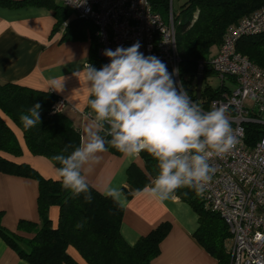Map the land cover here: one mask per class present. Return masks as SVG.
<instances>
[{"label": "trees", "instance_id": "1", "mask_svg": "<svg viewBox=\"0 0 264 264\" xmlns=\"http://www.w3.org/2000/svg\"><path fill=\"white\" fill-rule=\"evenodd\" d=\"M148 1L153 11L166 19L169 0ZM0 6L45 7L52 11L56 19L55 28L69 26V21H66L71 16L70 10L54 0H0ZM260 9H264V0H187L177 16L173 12L180 59L179 77L195 102L207 105L224 89H228V84L212 72L210 59L221 46L228 26ZM74 19L79 20L75 17ZM92 37L96 39L95 30ZM96 48L97 41L92 43L88 64L99 69L103 64L97 57ZM236 52L264 69V32L240 37ZM199 64H203L205 75L201 95L197 99L195 89ZM212 77L218 78L216 87L209 83L208 79ZM57 99L52 92L32 89L17 83H0V111L21 130L25 145L31 154L42 156L59 168L60 165L51 158L57 154L70 153L79 146L81 137L69 116L55 109ZM36 103L41 105V123L25 128L20 121V114L26 113ZM88 110L90 109L87 106ZM261 131L254 124L245 125V142L249 147L259 139ZM99 134L106 140L110 139L107 132L99 130ZM108 150L117 156L122 154L111 146ZM0 153L16 157L21 155L14 132L1 116ZM139 156L143 160V168L131 164L127 169V183L136 191L147 186L158 173L156 160L146 152H141ZM0 173L33 179L38 184L36 207L39 223L20 220L17 232H12L1 225L3 212L0 211V236L30 264H79L68 254V248L75 249L85 264H152V260L160 253L161 241L169 232V223H160L141 236L134 245H129L120 234L123 207L113 197L103 195L91 184L92 199L88 203L83 194L73 197L68 190L63 189L60 179H45L28 164L15 163L2 154ZM175 196L189 204L197 214L199 226L195 238L199 244L217 264H228L226 242L230 234L222 219L204 207L193 188H180ZM51 206H57L59 209L55 226L48 216ZM78 223H82L83 227L78 228Z\"/></svg>", "mask_w": 264, "mask_h": 264}, {"label": "crops", "instance_id": "2", "mask_svg": "<svg viewBox=\"0 0 264 264\" xmlns=\"http://www.w3.org/2000/svg\"><path fill=\"white\" fill-rule=\"evenodd\" d=\"M54 1L65 6L64 0ZM70 14L67 28H55L56 19L45 7L0 6V83H17L54 93L65 101L61 111L69 116L82 137L86 127L95 129L87 115L89 88L85 71L92 43L96 41L92 37L95 28L91 23L75 20ZM0 116L14 132L21 155L0 154L15 163L28 164L45 179H59L57 167L48 159L31 154L21 130L1 111ZM131 164L144 166L140 156L127 157L123 153L117 156L107 150L83 168L89 184L103 195L113 197L109 190L118 189L124 210L120 234L125 242L134 245L160 223L168 222L169 232L161 241L160 253L152 264H217L195 238L199 224L191 206L176 196L161 202L149 193L134 190L127 183V169ZM37 194L35 180L0 173L1 225L17 232L20 220L39 223ZM58 213L57 206L49 208L53 226ZM67 252L79 264H85L75 249L68 248ZM0 264L30 263L0 236Z\"/></svg>", "mask_w": 264, "mask_h": 264}, {"label": "clouds", "instance_id": "3", "mask_svg": "<svg viewBox=\"0 0 264 264\" xmlns=\"http://www.w3.org/2000/svg\"><path fill=\"white\" fill-rule=\"evenodd\" d=\"M140 47L137 41L129 47L105 49L103 55L109 63L99 69L86 65L88 115L95 129L86 127L78 147L51 158L60 165L56 171L62 188L73 197L83 194L88 203L92 197L83 168L109 146L127 157L146 152L157 161V175L138 191L164 202L174 199L180 188L202 192L214 172L210 161L226 155L235 145L226 110H202L173 79L179 69L169 72L166 63L155 55L146 56ZM40 110L41 105L36 103L26 113L21 112L25 128L41 123ZM105 124L110 137L107 140L99 134ZM117 193L118 189L109 190L123 206Z\"/></svg>", "mask_w": 264, "mask_h": 264}, {"label": "built area", "instance_id": "4", "mask_svg": "<svg viewBox=\"0 0 264 264\" xmlns=\"http://www.w3.org/2000/svg\"><path fill=\"white\" fill-rule=\"evenodd\" d=\"M64 5L75 18L94 26L96 54L103 65L109 63L103 55L105 49L129 47L139 41L140 51L158 57L169 72L178 68L171 0L166 19L153 11L148 0H64ZM261 32L264 9L228 26L221 46L209 62L214 75L224 80L228 89L207 105H200L189 96L204 111L223 107L235 135L230 152L210 161L212 179L198 194L204 207L227 226L228 264H264V69L236 52L240 37ZM199 74L205 75L203 64L198 66ZM173 79L186 90L179 74ZM64 104L58 98L55 109L61 111ZM248 123L262 130L251 147L245 142ZM100 130L108 133V125Z\"/></svg>", "mask_w": 264, "mask_h": 264}, {"label": "rangeland", "instance_id": "5", "mask_svg": "<svg viewBox=\"0 0 264 264\" xmlns=\"http://www.w3.org/2000/svg\"><path fill=\"white\" fill-rule=\"evenodd\" d=\"M187 0H171V8L174 12V14L177 16L178 12L181 9V6L186 2ZM209 83L213 86L216 87L218 85V78L212 77L209 78Z\"/></svg>", "mask_w": 264, "mask_h": 264}, {"label": "water", "instance_id": "6", "mask_svg": "<svg viewBox=\"0 0 264 264\" xmlns=\"http://www.w3.org/2000/svg\"><path fill=\"white\" fill-rule=\"evenodd\" d=\"M203 79H204V76L202 74H199L196 76L195 95H196L197 99H199L200 95H201Z\"/></svg>", "mask_w": 264, "mask_h": 264}]
</instances>
